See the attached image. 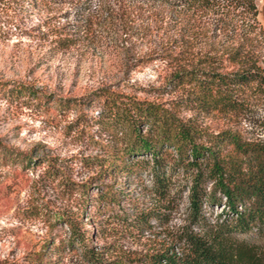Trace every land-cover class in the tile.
Returning <instances> with one entry per match:
<instances>
[{"label": "rangeland", "instance_id": "rangeland-1", "mask_svg": "<svg viewBox=\"0 0 264 264\" xmlns=\"http://www.w3.org/2000/svg\"><path fill=\"white\" fill-rule=\"evenodd\" d=\"M254 1L258 35L248 44L259 61L264 59V0ZM97 6V0H0V141L33 158L24 168L0 163V264H92L85 246L103 260L143 253L168 243L188 223L187 180L180 169H165L169 188L159 199L149 166L142 163L149 155L137 156L141 162L128 174L90 166L88 157L101 154V145L118 143L97 119L98 103L59 108L53 97L83 100L84 93L110 85L158 100L206 129L228 128L247 139H264V100L252 87H243L242 107L227 115L176 104L177 90L151 94L152 88L164 86L169 68L158 58L130 69L122 66V46L128 40L123 42L111 23L98 20ZM142 43L135 40L140 53ZM16 82L48 94L49 101L42 105L29 95H7L5 89ZM107 187L115 199L109 209L101 200ZM223 204V198L217 204L204 201L201 211L209 222L228 219L231 214ZM129 207L148 212L150 218L139 227H126L115 214ZM67 219L84 233L85 246L76 240L73 246L64 243ZM43 242L47 256L40 263L31 252Z\"/></svg>", "mask_w": 264, "mask_h": 264}, {"label": "trees", "instance_id": "trees-1", "mask_svg": "<svg viewBox=\"0 0 264 264\" xmlns=\"http://www.w3.org/2000/svg\"><path fill=\"white\" fill-rule=\"evenodd\" d=\"M97 4L98 20L111 23L122 41L128 40L122 46V66L130 69L158 58L169 68L164 86L152 88L151 94L177 90L176 104L222 115L242 107L243 87H252L264 100V59L258 61L248 44L258 35L254 0H97ZM136 39L145 45L141 53L134 47ZM5 90L7 95H29L38 104L49 101L48 94L21 82ZM82 98L56 96L52 101L59 108L97 102V119L118 142L101 145V154L88 157V164L103 167L107 174L111 170L128 174L141 162L137 156L149 155L142 163L149 166L159 199L166 197L169 188L165 169H180L187 180L188 223L168 243L103 260L85 246L86 236L67 219L65 244L73 246L76 240L85 246L92 264H264V139H247L228 128L206 129L183 120L158 100L139 98L110 85H100ZM0 156V163L22 168L33 159L5 148L1 141ZM107 188L101 200L109 209L115 199L110 195L113 189ZM222 198L230 217L209 222L202 203L217 204ZM115 216L128 228L150 218L148 212L131 207ZM242 234L249 236L238 237ZM46 243L31 252L40 263L46 260ZM58 247L55 244L54 250Z\"/></svg>", "mask_w": 264, "mask_h": 264}]
</instances>
